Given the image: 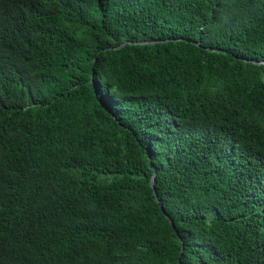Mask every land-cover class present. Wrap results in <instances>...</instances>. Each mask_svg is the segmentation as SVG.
Here are the masks:
<instances>
[{
	"label": "trees",
	"instance_id": "trees-1",
	"mask_svg": "<svg viewBox=\"0 0 264 264\" xmlns=\"http://www.w3.org/2000/svg\"><path fill=\"white\" fill-rule=\"evenodd\" d=\"M0 264H264V0H0Z\"/></svg>",
	"mask_w": 264,
	"mask_h": 264
},
{
	"label": "water",
	"instance_id": "water-1",
	"mask_svg": "<svg viewBox=\"0 0 264 264\" xmlns=\"http://www.w3.org/2000/svg\"><path fill=\"white\" fill-rule=\"evenodd\" d=\"M141 43H143V42H141ZM124 44H126V42H123L120 46H122V45H124ZM120 46H118V47H120ZM108 48H113V47H108ZM150 185H151V187L153 188V192H154V194H155V196H157V194H156V191H155V189H154V175H153V177H152V179H151V181H150ZM160 208H161V211L164 213V215L170 220V222L172 223V220L170 219V217L168 216V214H166V212L164 211V209H163V207L160 205Z\"/></svg>",
	"mask_w": 264,
	"mask_h": 264
}]
</instances>
